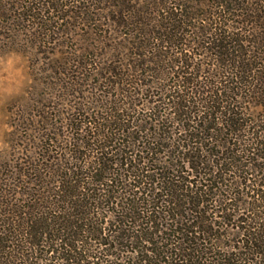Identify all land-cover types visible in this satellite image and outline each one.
Instances as JSON below:
<instances>
[{
    "label": "trees",
    "instance_id": "1",
    "mask_svg": "<svg viewBox=\"0 0 264 264\" xmlns=\"http://www.w3.org/2000/svg\"><path fill=\"white\" fill-rule=\"evenodd\" d=\"M96 2L134 32L125 64L101 68L131 104L105 90L107 111H85L71 150L86 157L0 175V264H264V178L242 163L264 161V0ZM242 101L261 124L246 127ZM244 188L254 203L236 213ZM209 210L234 222L233 245Z\"/></svg>",
    "mask_w": 264,
    "mask_h": 264
},
{
    "label": "rangeland",
    "instance_id": "2",
    "mask_svg": "<svg viewBox=\"0 0 264 264\" xmlns=\"http://www.w3.org/2000/svg\"><path fill=\"white\" fill-rule=\"evenodd\" d=\"M104 6L96 0H0V175L8 178L13 167L22 162L32 161L44 168V159L49 157L70 158L72 153L86 157L89 148L71 150L73 138L81 139L86 133L85 111L103 115L108 109L106 92L115 96L112 106L124 109L131 104L122 95L126 90L123 82L115 87L103 85L101 68L110 67L113 60L125 64L134 45V32L126 38V30L116 28ZM241 104L246 127L261 124L262 107L246 101ZM77 128L83 132L76 134ZM89 162L88 158L84 163ZM242 163L253 173L249 176L252 184L264 178V161L244 158ZM252 194L244 188L235 202L236 213L252 206ZM204 207L214 210L209 202ZM214 215L210 210L206 213L216 222V235H221L223 244L233 245L234 222L224 225V220ZM124 245L130 251L134 239Z\"/></svg>",
    "mask_w": 264,
    "mask_h": 264
}]
</instances>
